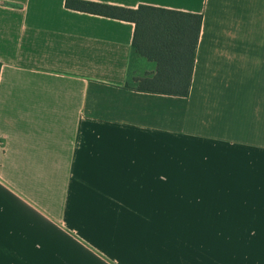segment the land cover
<instances>
[{
	"label": "crops",
	"instance_id": "1",
	"mask_svg": "<svg viewBox=\"0 0 264 264\" xmlns=\"http://www.w3.org/2000/svg\"><path fill=\"white\" fill-rule=\"evenodd\" d=\"M65 1L0 0V264H62L68 216L99 229L105 264H264L160 224L178 194L219 193L214 172L264 169V0H83L200 15L186 97L136 91L156 63L132 47L134 24ZM161 243L201 260L161 258Z\"/></svg>",
	"mask_w": 264,
	"mask_h": 264
},
{
	"label": "rangeland",
	"instance_id": "2",
	"mask_svg": "<svg viewBox=\"0 0 264 264\" xmlns=\"http://www.w3.org/2000/svg\"><path fill=\"white\" fill-rule=\"evenodd\" d=\"M196 156L198 154H192V157ZM210 181L220 182L219 193L216 185H209L208 194L201 195L196 192L191 195L178 194L170 210L174 215L162 216L161 228H176L178 243L198 246L199 252L202 251L208 256L222 257L226 260L244 257L264 258V169L224 168L218 174L214 172ZM234 182L237 189L252 191H249L250 194L231 191ZM186 213L193 216H187ZM84 225L73 216L66 217L63 255L61 252L62 264L112 262V259L98 248L92 236V231L99 232V229L79 228ZM145 237L149 236L145 234ZM146 242L152 245L147 248H155L152 240L148 239ZM123 247L127 248V245L124 244L121 248ZM126 248L120 249L121 252ZM159 250L161 258L201 260L199 257H192L197 254L191 250L173 249L162 243ZM121 252L119 253L122 255ZM122 256L125 262L126 255L123 253ZM117 258L119 261L114 260V264H126L120 261V257ZM159 259L157 264L165 260ZM135 261L136 264H156V259L146 254L135 257ZM191 264L203 263L200 261Z\"/></svg>",
	"mask_w": 264,
	"mask_h": 264
},
{
	"label": "trees",
	"instance_id": "3",
	"mask_svg": "<svg viewBox=\"0 0 264 264\" xmlns=\"http://www.w3.org/2000/svg\"><path fill=\"white\" fill-rule=\"evenodd\" d=\"M65 7L133 23L132 47L140 56L156 63V71L151 77L135 79V90L157 95L188 96L200 15L143 5L129 9L83 0H66Z\"/></svg>",
	"mask_w": 264,
	"mask_h": 264
}]
</instances>
